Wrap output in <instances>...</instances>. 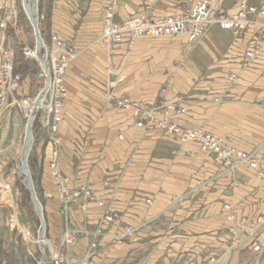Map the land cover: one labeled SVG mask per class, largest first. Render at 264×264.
Masks as SVG:
<instances>
[{"label": "crops", "instance_id": "obj_1", "mask_svg": "<svg viewBox=\"0 0 264 264\" xmlns=\"http://www.w3.org/2000/svg\"><path fill=\"white\" fill-rule=\"evenodd\" d=\"M241 0H217L221 13L235 15ZM264 8V0H248ZM190 0H52L49 24L80 55L65 85L60 170L70 188L89 187L119 219L105 222L96 205H73L69 221L58 199L50 168L51 144L39 136L32 170L47 219L48 238L57 248L66 230H78L71 256L81 261L97 244L90 264H264V178L245 167L224 172L220 163L194 143L182 144L160 130L136 126L133 112L104 98L109 70L121 76L113 98L152 102L161 88L168 99L183 96L188 114L176 123L216 135L264 167V52L244 67L256 34L236 37L215 25L197 44L185 36L140 38L131 49L101 41L103 15L113 7L115 21L178 13ZM258 22L264 24V17ZM235 75L234 82L228 77ZM23 96H29L24 84ZM35 184V185H36ZM22 199V198H21ZM21 211H31L29 206ZM37 215V214H36ZM38 217V216H37ZM35 216L33 221L38 224ZM20 221V217H19ZM31 229L30 221H20ZM127 227L136 232L119 245ZM103 234L98 236L97 230ZM56 243V245H55ZM34 250L35 246H30ZM213 260V261H212Z\"/></svg>", "mask_w": 264, "mask_h": 264}, {"label": "built area", "instance_id": "obj_2", "mask_svg": "<svg viewBox=\"0 0 264 264\" xmlns=\"http://www.w3.org/2000/svg\"><path fill=\"white\" fill-rule=\"evenodd\" d=\"M57 0H52L53 4ZM0 0V118L6 112H18L24 123V143L28 134L32 139V147L39 136H46L51 144L50 168L55 182L57 195L44 192L46 200L58 199L63 207L66 222L73 205L81 202L80 210L86 212L91 205H96L105 211L104 220L112 224L119 215L111 209L97 194L87 186L70 188L69 179L61 173L59 157L62 138L59 135L60 125L63 123L64 102L68 97L65 85L66 77L80 55L76 44L64 40L49 27L48 42L43 37L41 26L45 16L39 10V0L35 6L36 12L25 7L21 0ZM238 12L227 16L220 12L217 0H190L178 13L169 16L148 15L134 18L125 22L115 21L113 7H108L103 15L101 41L107 47L126 46L131 50L140 38H172L185 36L189 44L200 42L211 27L219 25L221 29L233 32L236 37L254 32V45L244 54V67L258 59L264 52V24L258 22L264 17V8L249 4L248 0H241ZM11 39L15 45L11 44ZM18 48V49H17ZM21 51L22 58L27 62L38 65L35 82L32 83L33 93L23 96L25 77L20 72L21 60L17 55ZM110 82L104 96L107 102L113 101L117 108L133 112L136 126L146 132L160 130L165 136L175 138L182 144L194 143L200 149L211 155L220 163L226 173L245 167L255 171L264 178V167L261 166L255 153H245L229 147L224 140L216 135L206 133L200 129L184 128L176 123L188 114L183 107L185 98L176 96L168 99L169 90L163 87L152 102H137L127 98L115 100L113 91L123 79L116 76L114 70H109ZM235 75L228 77L234 82ZM23 161L18 166V181L25 187L27 178L24 176ZM16 181L8 180L0 167V197L6 199L10 209L7 226L10 231L18 233L24 242L37 247L40 255L39 264H90L96 255L97 244L93 243L81 261L73 260L72 246L77 240L78 230L66 228L57 248L47 237L43 207L39 208L38 218L41 221L37 231L19 221V201L21 193L14 186ZM258 219L255 224H262ZM136 232L135 228L127 227L124 234L119 236L116 243L121 245ZM102 228H98L97 235H104ZM253 251L261 254L264 242L253 245Z\"/></svg>", "mask_w": 264, "mask_h": 264}, {"label": "rangeland", "instance_id": "obj_3", "mask_svg": "<svg viewBox=\"0 0 264 264\" xmlns=\"http://www.w3.org/2000/svg\"><path fill=\"white\" fill-rule=\"evenodd\" d=\"M19 2L20 5L21 0H19ZM49 2L50 0H39V10L41 14H43L46 17L45 19L46 21H44V23L41 26L43 37L46 40V42H48V38L45 37V34L48 35L46 28H47V23L49 24L47 19ZM11 44L12 46L15 45L13 39H11ZM15 46H18L17 43ZM16 52L19 57V60H21L22 63L23 62L27 63L34 74V78L32 79L30 77L28 78L25 77L26 79L25 83L27 84L29 91V93L27 94L30 95L33 93L32 83L35 82L36 71H38V65L35 63L27 62L24 59H21L22 55L20 50H17ZM23 93L24 91L22 92V94ZM24 130H25V126L18 112L14 110L11 113L6 112L0 118V167L2 168V172L4 173L5 177L8 180H10L11 182L16 181V183H14V186L16 184L15 188L17 187L18 189H19L18 182L20 181H18L17 171L21 161L20 152L27 143L26 140V143L24 145ZM32 155L33 152H31L29 155L27 166L29 167L28 170L30 171L32 180L36 184L37 179L33 174V170H32V160H33ZM19 191L21 193L20 189ZM18 205L22 207L23 205L22 199H20ZM29 210L31 211L30 214L28 213L29 212L28 210L21 211L20 221H24V222L30 221L31 222L30 225L33 227V230L37 231L39 226L41 225V221L38 220L37 221L38 224H35V222L33 221V219H35V216L37 217L33 203H30ZM8 215H9V207L8 204L6 203V199L0 197V264H39L38 261L40 260V257L37 253V250L36 249L34 250L32 247L28 246V244L24 242L21 236H19L16 232L10 231L9 228L7 227ZM44 217H45V228L47 232L48 228H47V219L45 212H44ZM47 236H48V232H47Z\"/></svg>", "mask_w": 264, "mask_h": 264}, {"label": "bare ground", "instance_id": "obj_4", "mask_svg": "<svg viewBox=\"0 0 264 264\" xmlns=\"http://www.w3.org/2000/svg\"><path fill=\"white\" fill-rule=\"evenodd\" d=\"M26 2V5L25 7L27 8V10L29 11L30 9H32L33 12H36V8L35 6L37 5L38 3V0H24ZM30 12V11H29ZM32 139L30 137V135L28 134L27 136V143H26V140H25V143H24V147L23 149L21 150L20 154H21V160L23 161V171H24V176H28V178L30 177V171L28 170V158H29V155L31 153V149H32Z\"/></svg>", "mask_w": 264, "mask_h": 264}, {"label": "trees", "instance_id": "obj_5", "mask_svg": "<svg viewBox=\"0 0 264 264\" xmlns=\"http://www.w3.org/2000/svg\"><path fill=\"white\" fill-rule=\"evenodd\" d=\"M50 2L48 5H50ZM47 17H48L47 19L49 20L50 15H48ZM45 37L48 38V35L45 34ZM19 70L23 74L24 77L26 78L30 77L31 79L34 78L33 71L31 70V68L29 67L27 63L23 62ZM18 186L22 193V203H23L22 207L25 208L26 206H29L31 203L30 192L25 188V186L21 182H18Z\"/></svg>", "mask_w": 264, "mask_h": 264}, {"label": "water", "instance_id": "obj_6", "mask_svg": "<svg viewBox=\"0 0 264 264\" xmlns=\"http://www.w3.org/2000/svg\"><path fill=\"white\" fill-rule=\"evenodd\" d=\"M28 189L31 192V198H32V201H33V204H34L35 208L36 209L41 208V205H40V203H39V201H38V199L36 197V194H35V191H34V187H33V182L32 181H29L28 182Z\"/></svg>", "mask_w": 264, "mask_h": 264}]
</instances>
